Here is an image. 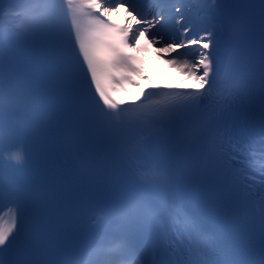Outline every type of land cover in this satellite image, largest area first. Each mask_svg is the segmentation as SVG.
I'll list each match as a JSON object with an SVG mask.
<instances>
[{"label":"snow or ice","instance_id":"obj_1","mask_svg":"<svg viewBox=\"0 0 264 264\" xmlns=\"http://www.w3.org/2000/svg\"><path fill=\"white\" fill-rule=\"evenodd\" d=\"M142 37L200 87L154 85L139 103L120 99L138 86ZM257 41L264 90V0H0V212L10 221L0 224V264H264V114L259 141L250 118L234 115ZM66 110L120 166L124 193L81 201L72 236L41 260L47 198L24 174L28 145ZM182 151L195 154L205 184L230 194L226 223L176 192ZM75 160L84 171L96 163L79 151ZM241 235L249 243L237 249Z\"/></svg>","mask_w":264,"mask_h":264},{"label":"rangeland","instance_id":"obj_2","mask_svg":"<svg viewBox=\"0 0 264 264\" xmlns=\"http://www.w3.org/2000/svg\"><path fill=\"white\" fill-rule=\"evenodd\" d=\"M113 17H120L121 14L117 16V14L113 13ZM134 24L135 21H132ZM151 45L147 44L146 51L140 54V64H139V74L135 76L138 86H128L126 91L121 92V97L125 100H131L137 90L141 86H145L150 77L155 76L157 82H170L175 83V85L179 86L182 84H192L197 81L192 80L189 77L184 76L178 69L173 68L167 60L160 58L158 55V48L152 49ZM155 50V51H154Z\"/></svg>","mask_w":264,"mask_h":264},{"label":"bare ground","instance_id":"obj_3","mask_svg":"<svg viewBox=\"0 0 264 264\" xmlns=\"http://www.w3.org/2000/svg\"><path fill=\"white\" fill-rule=\"evenodd\" d=\"M119 14H121V18H125L126 17V13L124 12V10L123 9H121L120 10V13ZM130 19V18H129ZM140 43L141 44H144L145 46H147V41L142 37L141 38V40H140ZM152 49H155V46H150ZM155 51V50H154ZM141 57V56H140ZM140 57H139V59H140ZM139 64H140V61H139ZM154 85H165V86H168V87H178V88H199L200 87V85H199V83L198 82H196L195 84L194 83H192V84H189V85H186V84H182V85H179V86H177V85H175V83H170V82H162V83H160V82H157V80H156V77L155 76H152V77H150V80L148 81V83L144 86H141L138 90H137V92H136V94H135V96L131 99V101L130 102H137V101H140L141 99H142V97H141V93L142 92H144V90L145 89H147V88H150V87H152V86H154ZM128 87V86H127ZM119 96H120V94H119ZM120 98L122 99V97L120 96ZM123 100V99H122Z\"/></svg>","mask_w":264,"mask_h":264}]
</instances>
